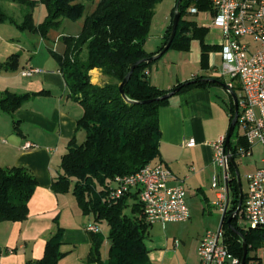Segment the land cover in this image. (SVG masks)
<instances>
[{
  "label": "trees",
  "instance_id": "1",
  "mask_svg": "<svg viewBox=\"0 0 264 264\" xmlns=\"http://www.w3.org/2000/svg\"><path fill=\"white\" fill-rule=\"evenodd\" d=\"M13 1L27 5L30 11L26 14L23 27L29 25L34 28L33 10L40 0ZM43 1L48 7V15L36 27L43 35L51 27L59 26L63 17L79 18L86 10V4L77 0ZM161 1L99 0L95 9L86 16L80 33L62 35L64 51H52L69 89L68 95L84 108V114L77 121V129L86 131V139L80 144L72 141L62 157V172L53 179L51 187L57 193L71 192L85 215L91 216L96 223H108L107 264H152L146 238L153 224L147 221L138 191L128 192L117 199H111L109 194L116 177L132 174L160 156L159 110L169 102L170 97L158 98L175 88H179V93L216 84L206 81L208 76L198 75L176 84L172 89H163L148 78V69L153 62L142 61L124 86L126 96L121 92L120 84L129 73L131 64L159 53L170 39L173 17L159 49L148 52L145 48L152 18ZM191 1L182 0L179 4L181 18L170 48L188 50L193 39H200L205 60L208 51L213 48L204 40L209 27L182 18ZM196 1L215 13L210 0ZM7 19L9 17L0 9V21ZM19 55L13 53L0 62V69L19 68ZM96 68L102 74L98 81L93 80L92 74ZM224 86L227 87L226 83ZM49 94L50 90L46 89L26 93L7 90L0 96V111L15 113L32 98ZM229 110L232 121L235 114L232 97ZM239 142L246 144L243 137ZM230 144L235 160L236 148L232 146V141ZM231 170L230 185L235 210L246 194L240 188L237 165L232 164ZM38 185V178L27 167L0 168V222L25 220L29 215V202ZM230 215H223L221 227L231 252L242 260L245 243L248 249L245 264H264L261 256L251 255V250L264 242V227L244 230L238 226L236 217L231 224L228 223ZM63 233V228L58 227L47 240L44 256L30 259L27 264H59L68 254L62 250ZM89 234V260L102 264L103 234L90 231Z\"/></svg>",
  "mask_w": 264,
  "mask_h": 264
},
{
  "label": "crops",
  "instance_id": "2",
  "mask_svg": "<svg viewBox=\"0 0 264 264\" xmlns=\"http://www.w3.org/2000/svg\"><path fill=\"white\" fill-rule=\"evenodd\" d=\"M198 24L209 27L204 40L213 47L205 60L200 39H193L188 50L175 54L174 58H178L179 63L174 77L168 78L172 72L166 62L159 64L155 70L151 67L148 69V78L153 84L172 89L176 84L198 75L218 77L220 71L216 69L215 55L212 53L218 52L222 61V31L215 25ZM210 29H215L214 32L220 36L209 35ZM159 47L156 50L146 49L155 52ZM92 74L94 81H98L102 75L97 68L92 70ZM45 78L43 83L27 84L26 92L46 89L50 90V94L32 98L15 112L19 117L16 132L0 133V168L27 167L39 180L29 202L28 217L22 221L0 222V264H27L30 259H41L47 240L58 227H62L64 232L62 250L68 252L59 264H66L69 252L74 254L76 251L80 252L82 264H100L89 260L91 238L87 225L91 223H88L91 216L83 213L71 192L57 193L51 187L53 179L62 172V157L72 141L78 142L84 136V130L77 129V121L84 114V108L68 95L69 89L58 64L56 72H50ZM56 78L59 79V89L47 88L50 86L47 79L55 82ZM219 85L216 83L176 93L159 110L160 156L153 162L164 163L172 170L174 177L170 179V185L181 184L185 187L190 212L201 205L203 197L209 200V205L217 198L212 184V176L217 173L212 142L228 133L232 97L227 87L223 86L228 95ZM191 138L195 140L194 146L187 145ZM27 141L32 142L33 146L25 148ZM211 197L214 199L211 200ZM198 236L195 243L199 240L200 245L203 235ZM174 242L173 248L177 249ZM67 245L69 250L64 249ZM149 258L152 264H168L169 261L163 251L153 253L151 258L149 250Z\"/></svg>",
  "mask_w": 264,
  "mask_h": 264
},
{
  "label": "built area",
  "instance_id": "3",
  "mask_svg": "<svg viewBox=\"0 0 264 264\" xmlns=\"http://www.w3.org/2000/svg\"><path fill=\"white\" fill-rule=\"evenodd\" d=\"M210 1L215 8L213 24L218 26L223 34L222 70L218 77H231L226 86L229 92H234L238 97L237 125L241 129L239 139L243 137L246 141L245 145L236 148V154L252 155L255 144H261L264 149V0ZM40 71L39 68L33 67L23 70L21 74L29 77ZM226 139L227 134L212 142L214 163L222 168L220 174L217 172L212 176L213 188L217 192L213 205L217 206L224 216L234 215L241 228L264 227V164L246 176L248 188L245 198L233 210L230 182L234 156L231 144L229 147L226 145ZM187 145L194 146L195 140L189 139ZM24 146L30 148L33 143L27 141ZM262 160L264 163V158ZM172 177V170L164 163L151 162L132 174L116 177L111 183L109 196L111 199H117L128 192L138 191L147 221L152 224L188 221L191 212L187 204V191L181 184L170 185ZM87 230L101 232L96 223H89ZM225 238L222 227L206 232L198 248L200 264L241 262L231 252ZM174 246H180L179 240H175Z\"/></svg>",
  "mask_w": 264,
  "mask_h": 264
},
{
  "label": "rangeland",
  "instance_id": "4",
  "mask_svg": "<svg viewBox=\"0 0 264 264\" xmlns=\"http://www.w3.org/2000/svg\"><path fill=\"white\" fill-rule=\"evenodd\" d=\"M86 4V10L82 17L72 18L63 17L59 26L51 27L47 34L43 35L39 29H36L48 15V7L43 0H40L37 6L34 7L32 22L34 28L29 25L23 27L26 22V14L30 11L27 5L21 4L13 0H0V9L9 19L0 21V62L5 61L11 54L19 53V68L15 70L0 69V96L4 94L9 88L17 93H26V85L29 83H38L46 81L45 76L50 72H56L57 60L52 51L62 53L65 49V44L62 38L63 34L77 35L80 33L86 16L91 13L99 0H77ZM177 0H162L156 7L155 15L152 18L148 38L145 42V48L148 50H156L163 43V36L172 20L173 13ZM200 7V8H199ZM195 9V11H194ZM182 18L185 20H195L203 24H213L214 13L207 6H200L196 0H192L188 8L183 12ZM215 29H210L209 35L212 37H219L220 34L214 32ZM184 50L177 48H170L157 61L151 65L152 70L157 66L166 62L169 66L171 75L168 78L174 77L178 68L179 60L174 58L175 54H179ZM86 52H84L85 55ZM200 53V52H199ZM215 55L216 69L222 70V61L218 52H213ZM173 62V64L171 63ZM39 68L41 71L32 77H24L21 71L30 68ZM161 69V67L159 68ZM162 70V69H161ZM222 83H228L231 80L229 75L221 76ZM59 79L55 82H49L47 79V86L53 90H58ZM237 82V81H236ZM33 84V85H34ZM225 94L228 91L223 85H219ZM10 90V91H11ZM9 91V90H8ZM13 92V91H12ZM19 117L15 113H5L0 111V133L10 134L16 130V125ZM16 122V123H15ZM228 127V126H227ZM240 127L236 126L235 131L231 137L232 146L240 148L239 142ZM86 139V131L77 143H83ZM264 158V149L261 144H255L252 155H237L235 158L238 167L241 184L244 192L247 191L248 182L246 176L261 167ZM216 171L220 174L222 168L216 165ZM100 188V184H98ZM213 200L214 197H211ZM201 205H197L192 213V218L188 221H168L155 222L149 229L146 244L150 250V257L153 258V253L163 251L168 255V264H200L198 255L199 240L195 243L198 235L203 236L207 231H216L221 227L223 213L213 204H208L209 200L202 198ZM129 210V209H128ZM96 223L93 218L88 219V223ZM103 234L104 243L101 248V256L104 263L107 264L109 240L108 235L110 226L107 222L96 223ZM248 227V226H247ZM246 226L244 230L248 229ZM174 239L179 240L180 246L177 249L173 248ZM73 248V246L71 247ZM65 250H69L67 245ZM164 250H166L164 252ZM258 254L264 259V242L251 250V255ZM69 257L66 258V264H82L80 252H69Z\"/></svg>",
  "mask_w": 264,
  "mask_h": 264
},
{
  "label": "water",
  "instance_id": "5",
  "mask_svg": "<svg viewBox=\"0 0 264 264\" xmlns=\"http://www.w3.org/2000/svg\"><path fill=\"white\" fill-rule=\"evenodd\" d=\"M181 2H182V0H178V4H177V7L175 9L174 16H173L172 31H171L170 39H169L168 43L164 46V48L159 53L153 55L152 57H149V58H146V59H143V60H139V61H135V62H133L131 64V69H130L129 73L124 78L123 82L120 84V90H121V92L123 93L124 96H126L125 95V91H124V86L128 82V80L130 79V77L132 76V73L134 72L135 68L138 67V65L142 61H149V62L156 61L157 59H159L170 48V46L172 44V41H173V39H174V37L176 35V31H177V28H178V25H179V22H180V18H181V12L179 10V4ZM205 80L224 86V84L220 80H218L217 78L208 77V78H205ZM178 90H179V88H175V89L171 90L170 92H168L167 94H165L164 96H161L158 99L169 98V97L175 95L178 92ZM230 94L232 95L233 102H234V105H235V114H234V118L232 119V121L230 123L229 129H228V133H227L226 145L228 147L230 146L231 137H232V135H233V133L235 131V128H236V125H237V121H238V116H239V100H238V97H237V95L234 92H230ZM232 163L234 164V166H236L235 160L232 159ZM238 177H239V184H240L241 191H243V187H242V184H241L240 176H238ZM241 199H242V197H241ZM233 219H234V215H231L228 218V223L231 224ZM247 254H248V249H247L246 244L244 243V255H243V258H242L240 264H245L246 263Z\"/></svg>",
  "mask_w": 264,
  "mask_h": 264
}]
</instances>
